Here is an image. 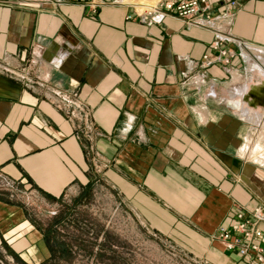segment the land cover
<instances>
[{"label": "crops", "instance_id": "crops-1", "mask_svg": "<svg viewBox=\"0 0 264 264\" xmlns=\"http://www.w3.org/2000/svg\"><path fill=\"white\" fill-rule=\"evenodd\" d=\"M64 1L0 0V173L48 200L103 182L193 255L247 264L212 235L235 207L264 205V173L239 155L256 125L250 92H264V0H213L208 27L142 24L118 0L96 11ZM215 27L233 38L214 49ZM53 89L76 93L88 123ZM0 236L15 252L46 248L26 207L3 197Z\"/></svg>", "mask_w": 264, "mask_h": 264}, {"label": "rangeland", "instance_id": "rangeland-1", "mask_svg": "<svg viewBox=\"0 0 264 264\" xmlns=\"http://www.w3.org/2000/svg\"><path fill=\"white\" fill-rule=\"evenodd\" d=\"M253 68L250 64L251 80L257 83L260 79ZM254 107L257 108L254 114L263 115L262 120L255 122L256 125L252 122L245 125L243 136L248 135L251 140L245 144L248 148L241 147L244 154L239 155L262 174L264 164L260 163L259 149L264 148V98ZM245 140L243 138L241 144ZM92 184L91 191L85 192L79 201L76 196L48 200L0 173V197L25 206L35 228L45 227L55 216L69 213L57 228L63 242L71 248L70 253L62 254L59 250L52 257L47 244L43 250L15 252L0 236V264H38L43 261L40 264H212L144 224L138 212L131 211L122 195L113 192L108 185L100 181ZM21 242H25L24 237Z\"/></svg>", "mask_w": 264, "mask_h": 264}, {"label": "built area", "instance_id": "built-area-1", "mask_svg": "<svg viewBox=\"0 0 264 264\" xmlns=\"http://www.w3.org/2000/svg\"><path fill=\"white\" fill-rule=\"evenodd\" d=\"M46 3L53 2L55 4L64 3V0H41ZM82 3H88L92 11H96L103 0H77ZM122 4L130 5L133 13L128 15L129 18H136L140 23L146 25L158 24L165 17H175L185 24L196 27L212 26L211 20L216 16L209 12L213 0H157L154 4H149L138 10L131 3ZM230 6H236V0H229ZM216 40L212 47L215 49L223 40L232 39L227 30L223 31L215 27ZM222 54H227L225 50H221ZM232 53L229 52V58ZM208 55H204L207 58ZM7 73L14 74L7 68L3 67ZM187 76L186 73H183ZM24 78L23 75H19ZM201 77L194 78L193 84L200 86L202 84ZM52 93L57 97L56 106L58 108H66L72 116H79L83 124L89 121V110L84 103L76 99V93L62 92L53 89ZM221 246L227 251L234 252L236 255L245 259L247 264H264V205L256 204L252 208L235 207L233 218L230 223H222L219 225L212 235Z\"/></svg>", "mask_w": 264, "mask_h": 264}, {"label": "trees", "instance_id": "trees-1", "mask_svg": "<svg viewBox=\"0 0 264 264\" xmlns=\"http://www.w3.org/2000/svg\"><path fill=\"white\" fill-rule=\"evenodd\" d=\"M92 186L93 184L87 182L86 185L79 192V194L75 197V199L79 201L82 195L85 194V192L91 191ZM68 215L69 213H65L64 215H57L55 216V219L45 227H38V229H40L43 234L44 242L47 244L48 248L51 251L50 257H52L53 254H55V252H58L59 250L60 252H62V254L71 252V248H69L67 244L63 242L64 240H62L63 238H61L62 236H60L61 234L57 228V225L64 223V219L67 218ZM40 263H44V261Z\"/></svg>", "mask_w": 264, "mask_h": 264}, {"label": "bare ground", "instance_id": "bare-ground-1", "mask_svg": "<svg viewBox=\"0 0 264 264\" xmlns=\"http://www.w3.org/2000/svg\"><path fill=\"white\" fill-rule=\"evenodd\" d=\"M123 2H125V3H131V4H133L138 10H142L143 9V7L144 6H146V5H149V4H145V3H141V2H137V1H135V0H122ZM258 53V52H257ZM261 53V52H260ZM262 55H263V53H262ZM262 92H263V90H262ZM262 92H260V90L257 92V91H251L250 92V94L255 98V101L256 102H259V101H262V98H264V96H263V94H264V92L262 93ZM239 108V107H238ZM240 109V108H239ZM243 111V110H242ZM248 113L250 116H252L251 118H250V116H249V119H253L256 123H260L259 122V119H260V116H259V114H254L255 113V110H254V108H253V110L252 111H250V109L248 110V109H245V112L244 113ZM253 123V122H252ZM263 137V139H264V133H263V135H262ZM244 146H246V145H244ZM258 147V146H257ZM246 148H248V146H246ZM240 149H242V148H240ZM259 149V148H258ZM260 150V163L261 164H264V148H260L259 149ZM239 151V150H238ZM246 153V152H245ZM254 154V153H253ZM254 156V155H253ZM257 158V157H256ZM259 162V161H258Z\"/></svg>", "mask_w": 264, "mask_h": 264}, {"label": "flooded vegetation", "instance_id": "flooded-vegetation-1", "mask_svg": "<svg viewBox=\"0 0 264 264\" xmlns=\"http://www.w3.org/2000/svg\"><path fill=\"white\" fill-rule=\"evenodd\" d=\"M259 85L261 86V85H263V84H262V83H260ZM259 85H258V86H259ZM253 108H254V110H256V109H257L256 107H253Z\"/></svg>", "mask_w": 264, "mask_h": 264}]
</instances>
